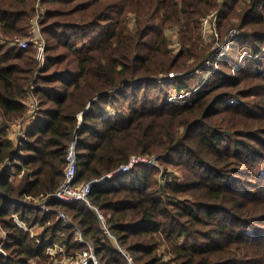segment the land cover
I'll use <instances>...</instances> for the list:
<instances>
[{
  "label": "trees",
  "instance_id": "16d2710c",
  "mask_svg": "<svg viewBox=\"0 0 264 264\" xmlns=\"http://www.w3.org/2000/svg\"><path fill=\"white\" fill-rule=\"evenodd\" d=\"M36 1L0 0V170L9 159L21 175L15 184L0 175V264H46L57 243L59 258L74 256L86 248L74 226L99 264H129V257L167 264L161 246L170 264H264V0H42V68L33 46L10 45L27 37ZM217 8L221 40L237 27L233 20L240 34L209 78L213 88L192 103H171L170 89L187 90L189 79L148 80L204 65L200 19ZM175 26L183 48L173 55L165 29ZM242 49L257 58L240 59ZM32 83L48 89L32 91L39 110L14 145L6 127L25 117ZM74 142L79 183L131 156H158L160 168L179 171L184 183L161 185L158 168L139 164L95 185L91 207L56 200L50 212L35 207L58 189ZM33 228L41 231L32 235Z\"/></svg>",
  "mask_w": 264,
  "mask_h": 264
},
{
  "label": "built area",
  "instance_id": "2783aa9c",
  "mask_svg": "<svg viewBox=\"0 0 264 264\" xmlns=\"http://www.w3.org/2000/svg\"><path fill=\"white\" fill-rule=\"evenodd\" d=\"M42 21V17H40L39 14L34 15L30 19V25L28 28V35L26 38L20 39L15 38L13 41L10 42V45L19 47V48H28L29 46H33L35 49V55L34 59L38 63L39 68H42L45 64L46 60V43L45 40L41 34L40 30V24ZM215 33L213 34L215 37H217V31L214 28ZM240 31L236 30L235 28H232L229 30L227 35L225 36V40H223L221 43L215 42V44L211 48V53H209V58L206 62V65L214 61L216 62L215 66L217 65V62L224 57V53L222 51H228L233 43V41L239 36ZM212 36V35H211ZM210 38V37H209ZM205 42V41H204ZM262 52L264 53V49H262ZM244 58H251L256 59L257 56L254 55L250 50L248 49H242L240 59ZM211 60V61H210ZM208 64V65H209ZM196 74L199 73V71H195ZM169 77L173 78L174 74L170 73ZM171 78H166L165 81H170ZM36 88L40 89H48V87L43 85H35L31 84L30 86V92L26 98V100L23 102L26 106V115L25 117L17 121L16 124L12 126L6 127V132L8 134V138L13 140H19L23 139L25 136V133L29 130L31 125L33 124L35 117L38 113L39 108V100L32 94V91ZM181 96V98H184L185 93L189 92L187 90H179L178 91ZM180 99V97H173V95L168 96V101L171 103L179 104L180 102H176L175 100ZM187 103V100L185 99V102L183 104ZM139 164H146L152 167H156L160 170L158 180L161 183V185H165L166 183H172L174 180V177L172 175L164 173V170L160 168L158 156L147 158L143 156H131L128 161L119 166L115 171L108 173L104 175L103 177L86 182V183H79L77 182V161H76V151H75V142L70 145L68 148V154H67V163L66 168L64 172V178L62 182L60 183L58 189L55 193L49 195L44 201H36L35 207L42 209L45 212H50V208L48 207V202L50 200H56L63 203H71V202H84L89 207H91L88 196L91 193V190L95 185H100L106 182L107 180H110L114 177H118L120 175L126 174L129 171H131L135 166ZM1 174H7L12 177L14 174V169L12 166V163L9 159H7L3 166L1 167ZM102 224V228L104 229V232L109 236V239L114 245H117L115 239L110 235V233L107 231V227L105 224V218L104 216L95 208H93ZM15 222L24 230H28V228L22 224L20 221H18L17 217H13ZM57 218L63 220L67 225H70V220L66 216V214L62 211L57 212ZM74 234H75V240L81 244H84L86 248L76 253L72 257H61L58 258V260L54 264H99L98 260L94 253V247L93 245L87 241L81 234L78 227L74 226ZM6 239V233L3 231L2 228H0V253L5 255V252L3 248L1 247ZM48 253L51 256L58 255L60 257L64 253V247L60 244H55L52 247L47 248ZM129 264H132V260L130 257L128 258Z\"/></svg>",
  "mask_w": 264,
  "mask_h": 264
},
{
  "label": "rangeland",
  "instance_id": "374dc122",
  "mask_svg": "<svg viewBox=\"0 0 264 264\" xmlns=\"http://www.w3.org/2000/svg\"><path fill=\"white\" fill-rule=\"evenodd\" d=\"M218 3L221 6L222 0H218ZM228 6H231V0L228 2ZM34 9H35L34 15L39 14L40 17H42V21H41V23H42L44 18H45V15L47 13V10H48L47 5H44V3H42V0H37L36 3H35ZM217 13H218V8H217V12L216 11H211L210 13L206 14L204 17H201V19H200V22H201V28H200V32H199V34H200V43H201L200 47H202L205 50L206 47L209 46L208 47L209 50H208V53H207L208 54V58H209V53H211V48L215 44V42L221 43L223 40H225V38H223L221 40V37H220V35H219L217 30H216L217 31V37H215L213 35L215 33L214 28L216 29V27H215V19H216ZM127 18H128V20H130L129 16ZM233 22H234L233 25L234 24L237 25V27L235 26L233 28H235L236 30H239L238 29L239 20H233ZM132 26H133V21H130V25H128V27L130 29H133ZM179 29H180V26L179 27H177V26L168 27V28L165 29V37L167 38V47L169 48V50H171L173 55H176L177 53H179L181 51V49L183 48L181 42L179 41ZM40 30H41V24H40ZM41 34H42V32H41ZM42 36H43V38L45 40V37H44L43 34H42ZM16 38H20V37H16ZM20 39H22V38H20ZM0 43H3V39L1 38V35H0ZM45 43H46V40H45ZM229 50L228 51L224 50L222 52L224 53V55H227L229 53ZM208 58H207V60H208ZM207 60H206V62H207ZM220 60L217 62L216 66H215L216 62H214V61H212L210 64H209V61H208L209 65L208 64L206 65V62H205L203 66H200L199 68L195 69L191 73H187V72H183V71H181V72L180 71L171 72V73L174 74L173 78L169 77L170 73L161 72V73L157 74V76L152 77V79H149L148 81L149 82L158 83V84H165V83H168V82H170L172 80H180V79H182L184 77H187L189 79V81H188L189 82V86L187 87V91H189V92L184 94V96H186V97L181 98V96L179 95L180 93L178 92L179 89H177L175 87L170 89V92L168 93V96L169 95H173V97H180V99L175 100L176 102H180L178 105H183V103L185 102V99L187 100V103L189 104V103H192L193 100H197L198 97H200L203 94H206L209 90H211L213 88V87L210 86L211 84H210V79L209 78L213 75V73L219 71V69H220V64H219ZM190 63H192V60L189 61V64ZM197 70L199 71L198 74H196V72H195ZM235 74H236V72L233 69H231L230 75H231L232 79H234ZM166 78H171V79H170V81H165ZM43 86H45V85H43ZM46 87H48V86H46ZM187 103H185V104H187ZM12 142L15 145V144H17L18 141L17 140H13ZM2 166H3V164L1 165V167ZM164 173H166V174H170V173L174 174L175 175V178L173 180L174 183H176V182L177 183H184L182 174L179 171H176V170L172 171V170H166L165 169ZM20 177H21L20 174L12 175L10 181L13 184H15V183H17L16 181L18 179H20ZM13 217H16V216H13ZM0 228H1V224H0ZM40 231H41V229H39V228H33L32 231H31L33 234L31 232L30 233L32 235H34V234H38ZM47 253H48V251H47ZM159 254L163 256V258L165 259L167 264H170L171 258L165 252V247H163V246L160 247ZM49 256H50V259H49V261L46 264H54L59 258L58 255L51 256L49 254ZM31 264H36V263H35V261H31Z\"/></svg>",
  "mask_w": 264,
  "mask_h": 264
},
{
  "label": "crops",
  "instance_id": "0c3cea01",
  "mask_svg": "<svg viewBox=\"0 0 264 264\" xmlns=\"http://www.w3.org/2000/svg\"><path fill=\"white\" fill-rule=\"evenodd\" d=\"M17 182V181H16ZM30 231H32V230H30ZM32 233V232H31ZM33 234V233H32Z\"/></svg>",
  "mask_w": 264,
  "mask_h": 264
},
{
  "label": "water",
  "instance_id": "95a60500",
  "mask_svg": "<svg viewBox=\"0 0 264 264\" xmlns=\"http://www.w3.org/2000/svg\"><path fill=\"white\" fill-rule=\"evenodd\" d=\"M0 174H1V171H0Z\"/></svg>",
  "mask_w": 264,
  "mask_h": 264
}]
</instances>
